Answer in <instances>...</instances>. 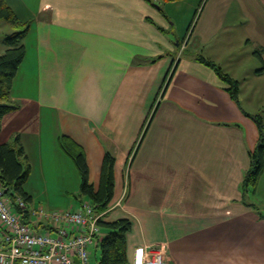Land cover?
I'll use <instances>...</instances> for the list:
<instances>
[{
	"label": "crops",
	"instance_id": "1",
	"mask_svg": "<svg viewBox=\"0 0 264 264\" xmlns=\"http://www.w3.org/2000/svg\"><path fill=\"white\" fill-rule=\"evenodd\" d=\"M153 1L5 0L29 28L11 89L18 107L2 117L0 143L18 136L32 171L74 164L59 146L65 134L83 148L95 187L109 152L114 191L103 218L130 219L129 264L151 246L164 247L166 264H264V203L246 198L264 172L253 192L239 190L259 140V109L243 87L264 80V0L172 1L191 14L183 36L169 2ZM11 32L0 30V53ZM198 55L238 81V100ZM65 193L59 209L91 204L79 187ZM32 200L25 220L48 229Z\"/></svg>",
	"mask_w": 264,
	"mask_h": 264
},
{
	"label": "trees",
	"instance_id": "2",
	"mask_svg": "<svg viewBox=\"0 0 264 264\" xmlns=\"http://www.w3.org/2000/svg\"><path fill=\"white\" fill-rule=\"evenodd\" d=\"M147 1L154 2L153 0ZM158 1L172 2L177 0ZM0 19L8 21L15 26H21L19 30L13 31L4 37L5 50L0 53L1 129L2 117L18 107L11 101V89L17 71L25 58L26 48L23 44V39L29 26L17 19L5 0H0ZM256 53L260 55L259 52ZM196 59L213 68L219 78L227 84V90L231 97L238 100L239 83L237 80L231 78L210 59L202 55H198ZM258 71H264V62L263 67ZM256 122L259 127V140L255 148L249 152L250 164L242 183L245 192H253L255 190L259 177L264 172V123L258 116H256ZM58 142L62 151L72 158L77 168L80 177L79 195L86 197L97 213L105 211L113 197L115 158L109 152L104 154L99 184L95 187L89 181L88 166L81 145L65 134L59 136ZM30 169V164L27 162L26 153L18 136L10 143H0V185L4 188L5 194L10 198L13 209L17 213L20 212V209L15 204L16 197H21L26 204L31 201V195L24 187ZM261 215L264 216V212ZM98 224L101 231L96 235L94 244V247L98 250V257L93 264H129L127 258V233L131 229L130 219L118 218L113 221H106L102 217L99 219Z\"/></svg>",
	"mask_w": 264,
	"mask_h": 264
},
{
	"label": "built area",
	"instance_id": "3",
	"mask_svg": "<svg viewBox=\"0 0 264 264\" xmlns=\"http://www.w3.org/2000/svg\"><path fill=\"white\" fill-rule=\"evenodd\" d=\"M10 198L0 185V264H93L90 246L100 232L98 224L106 211L97 213L88 201L80 209L32 210L38 222L48 229L36 230L25 221L27 204ZM163 246L137 248L133 264H166Z\"/></svg>",
	"mask_w": 264,
	"mask_h": 264
},
{
	"label": "rangeland",
	"instance_id": "4",
	"mask_svg": "<svg viewBox=\"0 0 264 264\" xmlns=\"http://www.w3.org/2000/svg\"><path fill=\"white\" fill-rule=\"evenodd\" d=\"M184 1L185 0H182L180 2ZM163 6H166L165 8H167V11L169 12L168 14L171 21L175 22V33L178 32L182 36L187 33L186 28L188 22L190 21L191 14L189 15L188 12H185L184 7L180 9L177 5H174V3L171 2ZM3 24L5 25L0 26V30L2 31H17L21 28V26H15L12 28L11 25H7L6 23ZM30 59L31 55L28 53L25 59V64H27ZM26 73L29 72L27 69L26 71L24 69L23 74ZM21 74L22 73H20V76H23V74ZM252 80L253 79H250V82H248L243 89L247 93V98H250L251 93H253V105L259 109L258 114L264 123V80L263 78L259 79L258 84H255ZM15 91H18V87ZM20 92H24V89L20 88ZM240 99L243 104L245 102L244 99L242 97H240ZM65 158L67 157L65 156ZM32 167V171L30 169L29 176L24 184V187L33 198L32 202L35 204L34 207H43L45 210L67 207L70 195L65 192H71L73 189H78L80 185L79 174L75 164H72V161L67 158V164H32ZM239 190L241 193L243 192V194L247 193L244 191L242 184H240ZM246 198L252 201L257 199L259 202L264 203V177L258 192L256 194L248 193ZM29 204L30 203H28V205ZM91 251V259L93 261L95 254L93 249Z\"/></svg>",
	"mask_w": 264,
	"mask_h": 264
}]
</instances>
